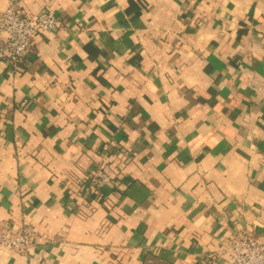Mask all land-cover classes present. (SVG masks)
<instances>
[{"label": "crops", "instance_id": "1", "mask_svg": "<svg viewBox=\"0 0 264 264\" xmlns=\"http://www.w3.org/2000/svg\"><path fill=\"white\" fill-rule=\"evenodd\" d=\"M17 2L65 24L0 59V228L31 232L0 264H228L264 239V0Z\"/></svg>", "mask_w": 264, "mask_h": 264}, {"label": "built area", "instance_id": "2", "mask_svg": "<svg viewBox=\"0 0 264 264\" xmlns=\"http://www.w3.org/2000/svg\"><path fill=\"white\" fill-rule=\"evenodd\" d=\"M64 24V18L49 9L30 13L24 11L17 0H7L5 9L0 10V59L11 65L17 64L31 49L36 35L46 30H58ZM111 181L106 163L102 159L96 161L89 170L88 184L100 190ZM30 245L29 228H0V247L25 253ZM227 252L228 264H264V239L239 232L231 237Z\"/></svg>", "mask_w": 264, "mask_h": 264}]
</instances>
